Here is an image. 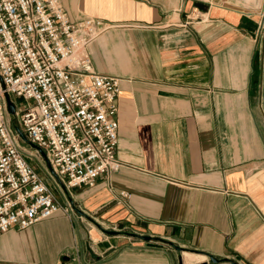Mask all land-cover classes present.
Here are the masks:
<instances>
[{
	"label": "crops",
	"instance_id": "1",
	"mask_svg": "<svg viewBox=\"0 0 264 264\" xmlns=\"http://www.w3.org/2000/svg\"><path fill=\"white\" fill-rule=\"evenodd\" d=\"M61 2L110 25L89 51L121 78L122 166L0 233V264H264V0Z\"/></svg>",
	"mask_w": 264,
	"mask_h": 264
},
{
	"label": "built area",
	"instance_id": "2",
	"mask_svg": "<svg viewBox=\"0 0 264 264\" xmlns=\"http://www.w3.org/2000/svg\"><path fill=\"white\" fill-rule=\"evenodd\" d=\"M109 29L101 18L71 19L61 0H0V233L74 211L31 165L16 127L67 189L95 187L122 166L114 116L121 78L94 70L89 51Z\"/></svg>",
	"mask_w": 264,
	"mask_h": 264
},
{
	"label": "rangeland",
	"instance_id": "3",
	"mask_svg": "<svg viewBox=\"0 0 264 264\" xmlns=\"http://www.w3.org/2000/svg\"><path fill=\"white\" fill-rule=\"evenodd\" d=\"M22 99H19L18 102L22 105ZM15 123V119L13 121ZM14 125V124H13ZM22 146L26 148L28 153L30 154V163L35 168V170L40 174L44 180L47 182L48 185H50L53 188V191L55 192L56 196L59 198L60 202L65 205L66 203H70L73 207V212H75V209L77 207V202L73 200L72 193L75 191L74 188L67 189L66 186L54 175V178H50L48 174H46L44 170V166H47V162L42 156L40 152H37L34 147H31L29 144L24 142L22 140L21 142ZM48 167V166H47ZM49 168V167H48ZM51 169V168H49ZM58 182V183H57ZM59 184V186L57 185ZM76 213V212H75Z\"/></svg>",
	"mask_w": 264,
	"mask_h": 264
},
{
	"label": "water",
	"instance_id": "4",
	"mask_svg": "<svg viewBox=\"0 0 264 264\" xmlns=\"http://www.w3.org/2000/svg\"><path fill=\"white\" fill-rule=\"evenodd\" d=\"M6 96V100H7V104H8V111L11 113V114H14L15 113V105L14 103L11 101L10 99V96L8 94L5 95ZM16 130L18 131L21 139L26 142L27 144H29L31 147H34L36 148L41 154L42 156L44 157V159L46 160L47 162V166L49 168H51V165L49 163V160L47 158V155L45 153V151L43 149H41L40 147H38L36 144H33L32 142H30L27 137L25 136V134L18 128L16 127ZM105 233H108V234H118L119 232L116 231V230H108V229H102ZM131 234H134L136 235L135 233H131ZM140 237L144 238V239H150L151 237L150 236H147V235H139ZM210 259L213 261V262H220V260L218 258H215L214 256L212 255H209ZM236 264V263H235Z\"/></svg>",
	"mask_w": 264,
	"mask_h": 264
}]
</instances>
